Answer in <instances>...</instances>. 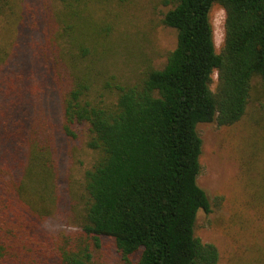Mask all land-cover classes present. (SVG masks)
<instances>
[{"label":"trees","instance_id":"16d2710c","mask_svg":"<svg viewBox=\"0 0 264 264\" xmlns=\"http://www.w3.org/2000/svg\"><path fill=\"white\" fill-rule=\"evenodd\" d=\"M56 1L47 26L34 8L48 13L46 0H0V264H91L105 238L122 264H219L218 248L195 236L199 211L211 212L198 184V126L238 124L260 92L255 81L264 88V0L167 2L162 24L177 42L164 66L132 85L112 76L107 101L98 103L89 72L96 47L81 45L72 21L78 0ZM216 5L225 12L220 50ZM35 31L44 44L33 62ZM36 83L51 98L60 94L64 134L74 138L73 127L87 125L88 147L99 154L85 173L84 221L66 234L43 229L54 213L58 173L41 114L32 115ZM256 200L263 211L264 185Z\"/></svg>","mask_w":264,"mask_h":264},{"label":"rangeland","instance_id":"374dc122","mask_svg":"<svg viewBox=\"0 0 264 264\" xmlns=\"http://www.w3.org/2000/svg\"><path fill=\"white\" fill-rule=\"evenodd\" d=\"M46 1L48 13H44L43 5L34 8L38 18L48 26L56 18L59 6L56 0ZM169 1H77L79 14L72 20L76 39L91 50L96 47V54L89 62L93 101H107L109 92L105 86L112 76L123 85H132L150 68L164 66L177 42L176 31L162 24L164 13L172 8L166 4ZM40 11L46 17L38 14ZM211 21L216 48L220 50L225 23L221 7L213 8ZM41 39L35 31L28 54L33 62L43 53ZM213 78L214 90L217 75ZM255 83L260 92L238 124L227 128L216 123L198 126L203 141L198 184L209 197L211 212L199 211L195 236L218 248L219 264H264V210L258 208L260 204L256 200L259 187L264 185V88L258 81ZM36 85L40 95L33 102L32 115L41 114L39 126L45 138L50 139L48 156L58 173L54 213L44 222L43 229L51 234H66L77 231L84 221L89 201L85 173L97 162L99 154L88 147L87 125L73 127L74 138L64 134L60 94L51 98L39 83ZM91 264H122L110 239L105 238L103 248L94 252Z\"/></svg>","mask_w":264,"mask_h":264}]
</instances>
